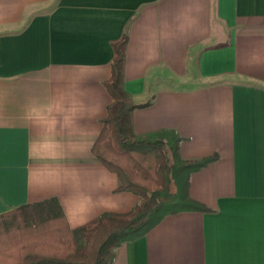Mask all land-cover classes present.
<instances>
[{
	"label": "crops",
	"instance_id": "0c3cea01",
	"mask_svg": "<svg viewBox=\"0 0 264 264\" xmlns=\"http://www.w3.org/2000/svg\"><path fill=\"white\" fill-rule=\"evenodd\" d=\"M137 133L175 130L209 211L169 214L112 264H264V0H0V214L56 197L77 227L139 197L91 151L112 41Z\"/></svg>",
	"mask_w": 264,
	"mask_h": 264
},
{
	"label": "trees",
	"instance_id": "16d2710c",
	"mask_svg": "<svg viewBox=\"0 0 264 264\" xmlns=\"http://www.w3.org/2000/svg\"><path fill=\"white\" fill-rule=\"evenodd\" d=\"M127 41L123 34L111 43L110 76L103 83L111 100L91 151L115 173L116 190L132 192L139 201L129 211H104L69 229L70 242H60L53 252L27 253L13 264H112L117 247L144 235L164 216L187 210L209 211L190 196V176L214 161L217 154L185 160L179 156L182 137L175 130L134 131L133 111L147 106L150 100L134 103L124 87ZM63 215L58 199L50 197L0 214V228L14 221L24 227L50 221L65 224Z\"/></svg>",
	"mask_w": 264,
	"mask_h": 264
},
{
	"label": "rangeland",
	"instance_id": "374dc122",
	"mask_svg": "<svg viewBox=\"0 0 264 264\" xmlns=\"http://www.w3.org/2000/svg\"><path fill=\"white\" fill-rule=\"evenodd\" d=\"M20 224L21 222L18 224L14 221L6 228H0V264L2 262L13 264L31 252H50L52 249H57L60 242L64 245L66 239L70 242L69 229L71 227L66 221L65 224L50 221L26 227Z\"/></svg>",
	"mask_w": 264,
	"mask_h": 264
}]
</instances>
